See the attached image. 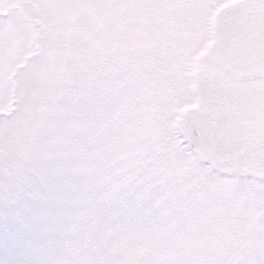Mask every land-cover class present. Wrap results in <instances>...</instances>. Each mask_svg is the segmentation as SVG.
Segmentation results:
<instances>
[{"label":"snow or ice","instance_id":"6c2138e0","mask_svg":"<svg viewBox=\"0 0 264 264\" xmlns=\"http://www.w3.org/2000/svg\"><path fill=\"white\" fill-rule=\"evenodd\" d=\"M222 3L0 12V264H264V0Z\"/></svg>","mask_w":264,"mask_h":264},{"label":"rangeland","instance_id":"374dc122","mask_svg":"<svg viewBox=\"0 0 264 264\" xmlns=\"http://www.w3.org/2000/svg\"><path fill=\"white\" fill-rule=\"evenodd\" d=\"M242 0H223V3L220 4L215 10L213 15L215 16H219L220 14H222L224 11H226L227 9L233 7L234 5L241 3ZM15 3V0H3L2 3H0V12H7L10 11V5ZM11 35L15 38L17 35V32L15 30V25L13 26V31L11 33Z\"/></svg>","mask_w":264,"mask_h":264}]
</instances>
